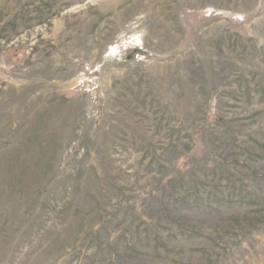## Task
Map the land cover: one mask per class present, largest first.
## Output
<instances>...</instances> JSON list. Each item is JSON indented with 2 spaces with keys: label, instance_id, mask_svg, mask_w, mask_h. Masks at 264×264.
<instances>
[{
  "label": "rangeland",
  "instance_id": "obj_1",
  "mask_svg": "<svg viewBox=\"0 0 264 264\" xmlns=\"http://www.w3.org/2000/svg\"><path fill=\"white\" fill-rule=\"evenodd\" d=\"M0 264H264V0H0Z\"/></svg>",
  "mask_w": 264,
  "mask_h": 264
}]
</instances>
